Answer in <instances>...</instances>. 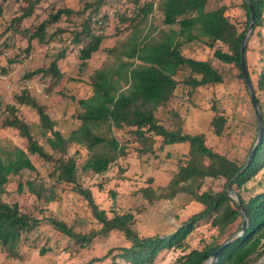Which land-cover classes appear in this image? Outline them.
<instances>
[{
  "label": "trees",
  "instance_id": "trees-1",
  "mask_svg": "<svg viewBox=\"0 0 264 264\" xmlns=\"http://www.w3.org/2000/svg\"><path fill=\"white\" fill-rule=\"evenodd\" d=\"M42 1L46 0H23L28 6L22 8L23 15L19 18L28 20L25 30L28 41L30 45L37 41L48 46L58 38L63 50L48 69L29 71L24 79L30 81L39 75H51L55 80L62 78L57 63L67 51V42L59 38L64 26L71 34V46L80 48L84 71L87 62L101 51L106 38L104 33H95V26L110 27L106 14L108 0H81L79 9L51 6L50 12L45 14L36 12ZM209 1L131 0V14L119 16L120 26L116 30L130 33L121 45L109 50L114 62L91 76L93 92L77 102L81 109L75 118L79 126L67 137L28 89L16 96L15 101L36 113L40 136L18 116L15 105L7 106L2 127L17 130L26 140L27 148L0 144V253H6L8 258H21L27 248H39L40 238L34 232L49 227L56 238L55 241L48 238L40 254L64 253L71 259L79 255V264H156L169 253L178 255L171 264H206L213 253L241 231L244 217L238 202L228 194L227 186L245 167L258 138L256 112L241 65V46L251 22V9L245 0H230L228 5L208 9ZM249 3L255 22L245 46V64L262 113L263 136L251 163L231 187L248 216L247 231L223 251L217 264H258L264 256V0H249ZM157 10L162 12V24L167 28L153 36L156 30L151 32L153 29L147 27ZM236 11L242 16L230 15ZM49 26H56V33L47 37ZM175 26L178 29H174ZM195 42L207 50L208 60L186 56L183 46ZM30 45L26 52L31 49ZM211 59L232 67L250 101L251 112L242 119L238 118V112L230 117L225 108L220 111L217 105L213 106L211 134L214 137L224 138L238 124L252 133L250 144L240 145L231 154L209 147L205 134H185L181 119L174 112H169L174 128L167 127L158 116L180 88H188L193 93L203 87L224 86L222 70L216 68ZM102 123L108 127L110 137L98 132ZM114 130L120 133V139L113 136ZM182 144L188 146V151L178 160L169 183L153 187L150 181L139 190L150 203L187 196L200 206L199 211L181 222L170 235L140 236L134 229L135 217L130 212L109 217L95 203L92 192L84 187L78 175V159L84 153L87 157L82 161L81 173L101 176L116 160L124 159L130 147L142 158L157 157L167 148ZM39 165L48 168L49 182L43 180ZM26 171L35 172V178L23 181ZM12 178L19 180L16 194H23L26 187L30 200L42 205L53 204L72 190L86 202L101 228L88 234L77 233L54 216L44 225L35 217L34 207L30 209L20 199L11 198L7 187ZM45 210L42 207L39 211L43 214ZM114 232L121 233L127 244L111 246L102 256L87 260L86 255L95 240ZM195 236L197 239L192 242Z\"/></svg>",
  "mask_w": 264,
  "mask_h": 264
},
{
  "label": "rangeland",
  "instance_id": "rangeland-1",
  "mask_svg": "<svg viewBox=\"0 0 264 264\" xmlns=\"http://www.w3.org/2000/svg\"><path fill=\"white\" fill-rule=\"evenodd\" d=\"M131 0H108L106 14L110 20V27L99 24L95 26V33H104L105 40L101 44V51L95 54L88 61L86 68L82 71V61L79 58V47L71 46V34L67 26L62 29L63 37L67 42V51L64 57L58 61L57 65L63 74L60 80H55L51 75H39L32 80H25L24 76L29 71L37 69L46 70L51 63L62 52V47L56 38L47 45H41L37 41H28L25 34L27 19H20L22 8H27L28 4L23 0H0V144L4 147L27 148V142L17 130L3 128L2 124L6 118V108L15 105L18 109V116L32 127L37 136L39 119L36 113L25 107L19 106L15 97L20 95L24 89L35 97L40 105L46 108V112L56 122L57 129L64 136H68L71 131L79 126L76 115L81 111L77 102L88 98L92 92L91 76L96 70L111 65L114 60L108 54L109 50L121 45L125 41L129 32H117L119 16L130 15L133 6ZM230 0H210L208 9H213L220 5H228ZM81 0H46L36 8L37 13L45 14L50 12V7L61 9L66 6L72 9H79ZM232 17H241V12H231ZM34 16V15H33ZM32 16V17H33ZM20 19V21H16ZM162 12L157 10L150 19L148 27L156 36L157 32L165 30L167 27L162 24ZM43 17H41V21ZM63 27V28H64ZM123 28V27H121ZM178 29V27H173ZM47 37L56 33V26H49ZM64 30V31H63ZM168 30V29H167ZM250 36V35H249ZM31 49L26 52L29 47ZM183 51L187 57L206 61L209 59L208 52L201 43L195 42L185 44ZM216 68L222 70L225 79L224 86L203 87L193 93L188 88H180L170 102V105L159 111V118L165 122L167 127L174 128L171 121L170 111L174 112L181 119V127L185 134L196 135L205 134L209 147L217 152L235 153L236 148L248 146L251 140V131L243 124H238L235 130H231L224 138H216L211 134V121L214 116L213 106L217 105L222 111L226 109L227 114L232 117L238 112V118L249 116V97L245 91L241 80L232 71V67L224 66L215 59H211ZM5 70V72L3 71ZM249 92V91H248ZM250 95V94H249ZM106 137H110L108 127L102 123L101 130L98 131ZM120 133L114 130L113 136L119 138ZM120 139V138H119ZM40 142L46 150H49L45 141L39 137ZM158 146V145H157ZM75 149L78 146H74ZM130 147V146H129ZM73 151V149L71 150ZM188 151L185 144L167 148L163 153H158L157 157L144 156L139 158L137 153L132 152L124 159L116 160L109 171L101 176L92 173L82 174L81 167L86 160V153L78 159V175L82 179L85 188L92 192L95 203L101 210H104L109 217L115 213L130 212L135 217L134 229L142 237L156 235H170L181 222L200 210V206L187 196H178L174 201H159L150 203L143 198L140 189L145 188L151 181L153 187L166 186L177 170V162L183 158ZM74 152V151H73ZM37 164V162H36ZM50 167H52L50 165ZM47 167L38 166V170L44 176V181L49 182ZM35 172H24L22 180H33ZM19 180L12 178L7 190L11 193L12 199H20L23 205L36 209L35 217L41 220L44 225L49 223L51 216L60 221H65L77 233L88 234L91 230L100 229L101 225L91 215L86 202L72 190L65 193L61 200L53 204H40L30 200L27 188L23 194H16ZM44 207L46 210L42 214L39 210ZM204 225L201 227L203 230ZM39 236V248H27L21 258H8L0 253V264H79L81 258L75 255L74 259L57 252L40 254V248L47 242L48 238L55 241V233L49 228L34 232ZM197 236L191 241L195 242ZM65 242V239H62ZM124 236L119 232L109 234L95 240L90 247L86 259L102 256L111 246L126 245ZM177 253H169L156 264H171L177 258Z\"/></svg>",
  "mask_w": 264,
  "mask_h": 264
},
{
  "label": "water",
  "instance_id": "water-1",
  "mask_svg": "<svg viewBox=\"0 0 264 264\" xmlns=\"http://www.w3.org/2000/svg\"><path fill=\"white\" fill-rule=\"evenodd\" d=\"M249 6H250V9H251V22H250V25H249V28H248V31L247 33L245 34V37L243 39V42H242V46H241V65H242V69H243V75H244V79H245V82H246V86L248 88V91H249V94H250V97H251V101L253 103V106L255 108V112H256V117H257V122H258V138L255 142V145L253 147V150L248 158V161L245 165V167L229 182L228 186H227V192L228 194L233 198L235 199L238 204L240 205V208H241V212L243 214V217H244V223L242 225V228H241V231L236 235L235 238H232L230 240H228L227 242H225L221 248H219V250H217L215 253H213L211 255V257L209 258V260L207 261L206 264H217L218 262V259L220 257V255L223 253V251L225 249H227L230 245H232L233 243H235L237 240H239L241 237H243L247 231V228H248V216L240 202V199L238 197V195L232 190V184L233 182L239 177L241 176L245 170L247 169V167L249 166V164L251 163L252 161V158H253V155L256 151V148L257 146L260 144L261 140H262V136H263V121H262V113H261V109L259 107V104L255 98V93H254V90H253V87L251 85V82H250V79H249V76H248V72H247V67H246V64H245V46H246V42H247V39L249 37V35L251 34L252 30H253V25H254V12H253V9L249 3V0H245ZM264 263V256L261 258L260 260V263L258 262V264H263Z\"/></svg>",
  "mask_w": 264,
  "mask_h": 264
},
{
  "label": "bare ground",
  "instance_id": "bare-ground-1",
  "mask_svg": "<svg viewBox=\"0 0 264 264\" xmlns=\"http://www.w3.org/2000/svg\"><path fill=\"white\" fill-rule=\"evenodd\" d=\"M260 263V262H259Z\"/></svg>",
  "mask_w": 264,
  "mask_h": 264
}]
</instances>
